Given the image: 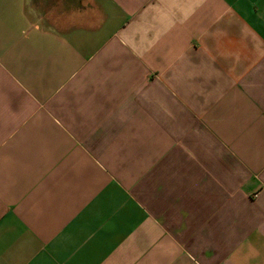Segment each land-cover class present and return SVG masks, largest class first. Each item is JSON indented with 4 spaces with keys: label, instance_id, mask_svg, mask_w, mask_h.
I'll return each mask as SVG.
<instances>
[{
    "label": "crops",
    "instance_id": "crops-1",
    "mask_svg": "<svg viewBox=\"0 0 264 264\" xmlns=\"http://www.w3.org/2000/svg\"><path fill=\"white\" fill-rule=\"evenodd\" d=\"M0 264H264V0H0Z\"/></svg>",
    "mask_w": 264,
    "mask_h": 264
}]
</instances>
